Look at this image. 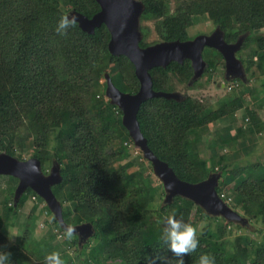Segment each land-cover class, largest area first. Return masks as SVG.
Listing matches in <instances>:
<instances>
[{"label":"trees","instance_id":"16d2710c","mask_svg":"<svg viewBox=\"0 0 264 264\" xmlns=\"http://www.w3.org/2000/svg\"><path fill=\"white\" fill-rule=\"evenodd\" d=\"M141 1L144 5L141 19L160 18L155 23L160 41L189 39L188 28L198 16H205L218 26L226 42H234L244 33H248L245 38H251L264 27V0H176L171 13L165 0ZM71 9L91 17L100 6L96 0H0V152L23 159L31 151L44 173L56 160L62 177L51 190L60 202L63 221L73 225L89 222L92 232L84 242L78 241L74 233L64 242L65 247L54 242L56 233L61 236L64 228L45 205L57 232L35 239L38 205L33 204L21 238L8 243L5 225H11L19 211L13 202L18 178L0 174L1 179L9 181L0 209V247L10 252V264H43L45 254L52 251H58L65 264H148L149 259L154 264H175L173 253L160 242L156 224L157 216L173 210L187 222L220 219L216 220L215 228L204 227L196 251L184 255V264H197L201 253H211L216 264H264V243L241 233L236 240L242 242L231 249L226 241L218 239L221 233L231 231L233 221L211 216L180 195L164 200L163 186L154 184L144 174V167L129 171L134 165L132 161L119 162L128 155L125 142H132L122 124V111L91 86L97 83V78H104L105 72L123 92H136L139 81L125 55L109 52L110 34L104 23L92 33L82 30L77 23L63 35L54 31L59 18ZM144 38L142 33L140 46L148 45ZM254 40L255 49L245 60L244 72L264 75V34ZM213 50L222 57L218 50ZM203 52L206 71L215 64ZM149 72L154 90L176 91L171 83L164 86L158 78L174 73L185 75L184 80L189 78L190 82L193 70L190 60L185 58L182 62L172 60L165 67L154 66ZM234 80L241 90L221 98L216 108L182 93L184 97L180 100L155 96L140 103L136 118L148 147L178 178L198 182L213 169L199 155L203 137L198 128L245 106L249 77ZM245 110L252 119L253 111L246 107ZM258 129L239 127L234 134L227 130L212 143L222 148L230 141L233 144L241 133L251 134ZM192 144L195 148H189ZM213 151L210 157H218L215 148ZM219 165L216 191L232 209H240L246 221L245 225L236 222V227L249 230V226H254L261 230L264 171L255 177L234 178L236 168L231 172L226 162ZM229 177L235 180L228 188L233 193L232 201H227L223 193L228 182L225 178ZM29 196L44 202L27 187L21 199Z\"/></svg>","mask_w":264,"mask_h":264},{"label":"water","instance_id":"95a60500","mask_svg":"<svg viewBox=\"0 0 264 264\" xmlns=\"http://www.w3.org/2000/svg\"><path fill=\"white\" fill-rule=\"evenodd\" d=\"M100 10L91 17L75 11L68 10L74 16L78 26L87 32H93L95 27L104 23L110 37L107 48L111 54L125 55L134 66V73L139 81L136 92H123L111 81L107 72L104 73L106 81L105 95L111 104H115L122 111V124L127 128L134 144L142 150V155L152 164L153 172L162 180L164 200H171L174 195L191 199L200 205L210 215H221L227 220L245 221L236 210L232 209L216 191L219 173H210L198 182H188L176 176L172 168L159 159L148 147L146 138L142 135L136 113L140 103L150 97L163 96L165 98L182 99L184 96L178 91L154 90L149 69L154 66L165 67L170 61L182 62L185 58L190 60L193 69L190 82L198 78L207 62L202 56L205 46L218 50L223 56L225 72L228 75L238 76L245 80L242 61L236 57L235 52L240 48L248 33L238 36L234 42H226L223 31L215 26L209 34H197L186 40H161L146 46H140L142 37L139 22L143 10L141 0H96ZM184 47V48H181ZM35 165L33 170L32 165ZM0 174H10L18 178L14 189L13 202L16 204L19 197L27 187H30L51 210L61 227L67 224L63 221L61 205L51 190V186L61 180L59 164L53 160L50 169L44 173L38 158L31 156L26 159L6 152H0ZM78 241L89 236L92 226L89 222L74 224Z\"/></svg>","mask_w":264,"mask_h":264},{"label":"rangeland","instance_id":"374dc122","mask_svg":"<svg viewBox=\"0 0 264 264\" xmlns=\"http://www.w3.org/2000/svg\"><path fill=\"white\" fill-rule=\"evenodd\" d=\"M176 0H165V4L167 6V10L171 13L174 10ZM67 13V12H66ZM160 18L155 17H144L143 19L140 18L139 26L141 33L145 34V42L149 44H153L155 42L160 41L159 36L155 30V23ZM215 28V24L205 16H198L195 18L194 23L189 26L188 28V35L190 38L194 37L197 34H209ZM264 34V27L255 31L253 36L244 38L246 44L243 45V42L240 48L236 52V57L243 60V65L245 66V60H247L248 56L252 54V50L255 49V37ZM142 38V37H141ZM205 57L213 58L214 66L209 70H204L202 74L196 78L194 81L189 83V78L184 80L185 75H178L174 73L168 74L165 78L159 77V81H161L164 86L167 83H171L175 90L185 94L192 99L196 100L201 104H209L210 107L216 108L218 102L221 98L232 94V92L238 93L241 90L240 84L237 82H233L235 76H228L224 77L225 73V63L223 56H219L212 47L206 46L203 48ZM253 59L255 60L256 57L254 56ZM193 70V69H192ZM253 68L251 69V71ZM245 73V72H244ZM228 75V74H227ZM249 77V81L247 86V96L245 101V106L238 108L233 111V113L228 114L225 118L219 119L217 121H213L207 123L206 125L202 126L201 129L198 131L202 134V141L199 145V155L201 158H205L207 161V165L210 169H213L208 173H215L220 168V162H226L228 164V168L234 171L236 168V174L233 176L234 178H238L239 176L242 177H255L261 171H264V75L258 74L257 76L251 74V72L245 73V79ZM104 78L100 77L97 78V83H92V89L97 90V93L104 98V100L109 99L105 95V88L106 85L103 86ZM245 107L250 111H253V118H249L248 114L246 113ZM96 109V108H95ZM93 114V113H92ZM252 126L254 128L259 127V131H253L251 134L241 133L237 140L232 142L230 141L229 144L226 146L223 145L222 148L216 147V144H213L212 141L216 140L219 136H224L227 130L230 131V134H234L235 130L239 127L247 128ZM127 147L128 155L121 159L119 162L127 163L132 161L134 165L128 168L129 171L144 167L145 171L144 174L149 175L152 179V182L156 185H162V180L153 172L151 162L143 157L142 150L139 146L135 145L133 140L132 142L126 141L125 142ZM194 144L190 145L189 148H195ZM30 148V147H29ZM216 149L218 152V157L211 158L210 155L214 154L213 149ZM193 150V149H192ZM31 157V151L24 154V159ZM218 159V161H217ZM51 164L47 167V172L50 169ZM207 174V175H208ZM226 176V175H225ZM241 178V177H240ZM223 180H228L227 186H225L223 193L227 196V201H232L233 193L231 194V190H228L230 186H232L235 182L234 179L228 178H219ZM225 180V181H226ZM238 180V179H236ZM241 180V179H240ZM9 181L6 179L0 178V209L2 206V201L5 196V192L7 191V186ZM226 184V183H225ZM28 197V194H24ZM21 199V196L16 202V205L19 207L18 215L13 218V223L11 225H5V229L9 232H19L20 236L14 237L11 241L8 240V243L19 241L21 238L24 225L26 222V216L28 215L30 208L33 204H37L36 213H38L37 220L35 222L34 228V238L38 239L49 232L56 233L57 230L52 226L51 222V215L45 209V202H40V200L33 199L29 196L28 199ZM239 214H242V211L238 208L235 209ZM210 215V214H209ZM214 216V215H211ZM221 216V215H215ZM216 220L218 222L220 219L216 218H205V219H197L196 221H189L193 225H199L201 221H206L205 226L207 225L209 228H215ZM234 224H231V231L227 230L225 233H221L220 239L221 241L227 242V247L233 249L236 244L241 243L242 240H236L238 235L241 233H245L248 236H251L257 242L263 244L264 243V226L261 230H258L254 226H249V230H245L243 228L236 227V222H241L242 225H245L246 221H236L233 220ZM7 234V233H6ZM82 237L80 240L84 242L86 238ZM69 239L65 238L63 234L61 236L57 235L54 242H58L61 246L65 247L64 242L67 243ZM32 247V244H30ZM29 248V245H27ZM69 249V250H68ZM70 254L74 255L71 248H66ZM106 264H113L112 262H107Z\"/></svg>","mask_w":264,"mask_h":264},{"label":"clouds","instance_id":"9594fccd","mask_svg":"<svg viewBox=\"0 0 264 264\" xmlns=\"http://www.w3.org/2000/svg\"><path fill=\"white\" fill-rule=\"evenodd\" d=\"M75 23V17L65 13L57 21L54 31L63 35ZM32 167L35 170L34 164ZM156 224L160 229V242L173 253L175 264H184V255L196 251L199 244V235L204 229L206 221H201L199 225H193L173 210L170 214L157 216ZM63 228V236L71 239L75 233V226L65 224ZM16 236H20V233L7 231L8 240L11 241ZM10 255V252L0 247V264H10ZM43 264H65V261L58 251H52L45 254ZM148 264H154V260L149 259ZM197 264H216L215 257L211 253H201Z\"/></svg>","mask_w":264,"mask_h":264},{"label":"flooded vegetation","instance_id":"af4514ba","mask_svg":"<svg viewBox=\"0 0 264 264\" xmlns=\"http://www.w3.org/2000/svg\"><path fill=\"white\" fill-rule=\"evenodd\" d=\"M236 52H237V51H236ZM236 52H235V54H236ZM227 74H228V73L225 72V73H224V77H227V78H228L229 75H227ZM229 77H230V76H229ZM236 77H238V76H236Z\"/></svg>","mask_w":264,"mask_h":264},{"label":"bare ground","instance_id":"6f19581e","mask_svg":"<svg viewBox=\"0 0 264 264\" xmlns=\"http://www.w3.org/2000/svg\"><path fill=\"white\" fill-rule=\"evenodd\" d=\"M181 48H184V47H181ZM185 49V48H184Z\"/></svg>","mask_w":264,"mask_h":264},{"label":"built area","instance_id":"2783aa9c","mask_svg":"<svg viewBox=\"0 0 264 264\" xmlns=\"http://www.w3.org/2000/svg\"><path fill=\"white\" fill-rule=\"evenodd\" d=\"M222 197V195H220Z\"/></svg>","mask_w":264,"mask_h":264}]
</instances>
